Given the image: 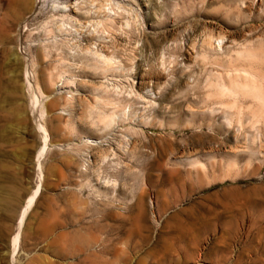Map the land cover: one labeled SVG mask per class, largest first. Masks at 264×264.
<instances>
[{"label": "rangeland", "instance_id": "374dc122", "mask_svg": "<svg viewBox=\"0 0 264 264\" xmlns=\"http://www.w3.org/2000/svg\"><path fill=\"white\" fill-rule=\"evenodd\" d=\"M23 1L0 0V264H264V0ZM101 202L122 218L87 232Z\"/></svg>", "mask_w": 264, "mask_h": 264}, {"label": "bare ground", "instance_id": "6f19581e", "mask_svg": "<svg viewBox=\"0 0 264 264\" xmlns=\"http://www.w3.org/2000/svg\"><path fill=\"white\" fill-rule=\"evenodd\" d=\"M26 3H28V0H24L23 1L24 5H26ZM83 30H84V28H83ZM0 132H1V126H0ZM109 207H110V204H105V203L101 202L99 204H95L93 209H89L88 210L89 214L92 213V215L89 218V222L90 223L86 227V230H88L87 232H91V233L92 232L93 233L94 232H103L108 227L107 222H111L113 220H116L118 217L122 218V216L119 213L116 214L112 210H111L112 211L111 212L108 209ZM83 218H85V217H83ZM142 218L144 219V221L146 220L145 211H141V213H140L139 220L142 219Z\"/></svg>", "mask_w": 264, "mask_h": 264}]
</instances>
